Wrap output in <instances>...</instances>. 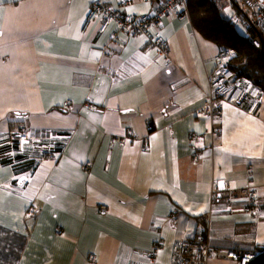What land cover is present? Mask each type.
I'll list each match as a JSON object with an SVG mask.
<instances>
[{
    "label": "crops",
    "instance_id": "0c3cea01",
    "mask_svg": "<svg viewBox=\"0 0 264 264\" xmlns=\"http://www.w3.org/2000/svg\"><path fill=\"white\" fill-rule=\"evenodd\" d=\"M162 1L130 0L125 11ZM90 5L0 0V264H180L179 245L203 231L198 215L210 209V264L259 251L264 90L212 112L221 47L190 16L163 19V52L155 32L101 18L84 30ZM21 126L64 137L13 141ZM51 149L57 159L42 160Z\"/></svg>",
    "mask_w": 264,
    "mask_h": 264
},
{
    "label": "built area",
    "instance_id": "2783aa9c",
    "mask_svg": "<svg viewBox=\"0 0 264 264\" xmlns=\"http://www.w3.org/2000/svg\"><path fill=\"white\" fill-rule=\"evenodd\" d=\"M211 2L218 4L223 3L235 11H233L232 19L236 23H244L246 28L251 24V20H257L259 24L264 28V0H210ZM130 4V0H120L118 7L107 3L105 0H91L90 10L87 15L84 30H86L94 20L101 18L103 24H107L110 21H115L122 30L132 33L133 35H148L151 32H155L157 35L152 41L153 47H159L163 52L168 48V42L165 37L158 32L163 24V19L166 17L176 18H188L189 4L188 0H164L162 1L151 13L136 15L125 11V8ZM243 7L240 10L237 6ZM239 9V10H238ZM248 9L255 10L254 17H247ZM251 19V20H250ZM249 36V35H248ZM255 44L258 45V41L255 40ZM236 50L232 47L221 48L217 57V65L214 71L211 73L209 81V91L207 98V105L213 112L216 104L219 101L226 102L228 104L240 105L247 99L248 96L254 91L256 100L258 95L262 92L260 87L252 80L241 76L235 72L231 67V61L236 56ZM88 103L92 102V99L87 100ZM66 107L73 106L71 101L64 103ZM202 111V109L200 110ZM150 130L153 126L149 127ZM42 136L33 135V133L26 127L21 126L15 133H13V141L29 140L37 141L47 139L49 142L57 143L63 139V135L52 130ZM134 131L129 132V137L133 138ZM124 141V140H123ZM52 147V146H51ZM148 148V143L145 145ZM56 152L51 149L45 151L40 157L42 160L54 161L57 159ZM92 165L91 161L86 162V169H90ZM31 175V173H29ZM29 175L27 179H29ZM26 180H24V183ZM28 182V180H27ZM219 188L214 187L213 198L219 193ZM258 191L251 189L249 191L250 198L254 199L258 196ZM99 207L105 208V206L99 205ZM213 218V210L210 209L200 215H198V221L203 225V231L198 233L194 239L183 241L179 245V263L180 264H209L211 255L214 249L211 247V220ZM258 251H237L230 250L226 253L225 257L238 264H248L252 261Z\"/></svg>",
    "mask_w": 264,
    "mask_h": 264
},
{
    "label": "trees",
    "instance_id": "16d2710c",
    "mask_svg": "<svg viewBox=\"0 0 264 264\" xmlns=\"http://www.w3.org/2000/svg\"><path fill=\"white\" fill-rule=\"evenodd\" d=\"M188 4L194 28L219 47L234 48L237 54L231 61L232 69L254 81L264 90V28L259 22L250 19L251 25L246 28L244 23L238 24L232 17H224L217 4L210 0H189ZM237 7L243 9L240 5ZM246 13L247 17L250 16L249 11ZM247 31L250 35L248 37L245 34ZM255 40L258 41V45L255 44ZM11 160L16 161L14 157ZM258 250L256 257L248 264H264V245L259 246Z\"/></svg>",
    "mask_w": 264,
    "mask_h": 264
},
{
    "label": "rangeland",
    "instance_id": "374dc122",
    "mask_svg": "<svg viewBox=\"0 0 264 264\" xmlns=\"http://www.w3.org/2000/svg\"><path fill=\"white\" fill-rule=\"evenodd\" d=\"M189 1V0H188ZM217 6H218V8L220 9V11H221V14L224 16V17H227V18H229V17H233V11H235L234 9H232L231 7H229V6H227V5H225V4H223V3H218L217 4ZM248 11H249V14H250V16H251V18H255L254 17V12H255V10H252V9H248ZM246 34V36L248 37V35H249V33H248V31L245 33ZM250 36V35H249ZM167 40V39H166ZM168 42V41H167ZM166 52V51H165ZM100 205H102V206H104L103 204H100ZM211 260V259H210ZM210 264V263H209Z\"/></svg>",
    "mask_w": 264,
    "mask_h": 264
},
{
    "label": "water",
    "instance_id": "95a60500",
    "mask_svg": "<svg viewBox=\"0 0 264 264\" xmlns=\"http://www.w3.org/2000/svg\"><path fill=\"white\" fill-rule=\"evenodd\" d=\"M220 188L221 189H224L225 188L224 183H222V185H220Z\"/></svg>",
    "mask_w": 264,
    "mask_h": 264
},
{
    "label": "snow or ice",
    "instance_id": "6c2138e0",
    "mask_svg": "<svg viewBox=\"0 0 264 264\" xmlns=\"http://www.w3.org/2000/svg\"><path fill=\"white\" fill-rule=\"evenodd\" d=\"M129 10L131 11L132 9H129ZM20 179L24 180V179H27V177H21Z\"/></svg>",
    "mask_w": 264,
    "mask_h": 264
},
{
    "label": "bare ground",
    "instance_id": "6f19581e",
    "mask_svg": "<svg viewBox=\"0 0 264 264\" xmlns=\"http://www.w3.org/2000/svg\"><path fill=\"white\" fill-rule=\"evenodd\" d=\"M28 128V127H27ZM29 129V128H28ZM30 130V129H29ZM31 131V130H30Z\"/></svg>",
    "mask_w": 264,
    "mask_h": 264
}]
</instances>
